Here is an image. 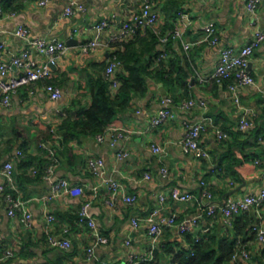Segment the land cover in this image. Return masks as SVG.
<instances>
[{"label":"crops","instance_id":"obj_1","mask_svg":"<svg viewBox=\"0 0 264 264\" xmlns=\"http://www.w3.org/2000/svg\"><path fill=\"white\" fill-rule=\"evenodd\" d=\"M68 1L45 0L44 4H39V0L1 1L0 61H8L27 46V39L36 37L64 40L68 48L51 66L49 77L19 87L11 95V104L0 106V167L6 161L12 162L15 184V189H10L0 177L3 187L0 188V255L5 249L13 252L12 256L0 260V264H124L129 257H148L146 264H170V250L187 249L188 235L192 240L211 235L216 240L235 238L233 224L230 226L219 212L208 215L206 207L210 201L223 204L229 198L255 193L264 184V169L254 162L264 161V41L254 48L247 66L254 83L238 89L241 102L254 110L250 128L245 131L237 128L239 111L228 87L234 78L217 82L210 74L223 47L249 43L254 31L262 26L264 0L255 14L246 10V0H157L156 26L169 31L176 24L177 12L186 11L192 22L185 28L182 39L194 43L184 48L181 39H169L164 61L156 62L155 55L148 60L149 54L144 55V62L139 64L143 66L146 88L141 93H130L124 98L116 93L119 84L111 88L107 81L109 92L113 96L118 94L120 102L110 125L128 130L127 137L119 139L114 138L113 131L105 133L102 139L90 133L66 138L57 127L67 111L73 116L90 103L94 80L103 78L102 73L114 52L125 50L130 41H118L111 46L100 44L84 54L80 44L94 36L91 25L103 19L111 24L99 35V40L104 42L139 9L141 1L83 0L82 10L66 15L64 8ZM11 12L13 15H9ZM206 20H212L217 28L215 44L201 40V25ZM17 26L27 29L26 38L15 34ZM149 30L152 29L140 30L132 39L134 49L145 47ZM159 47L157 42L154 54ZM31 56L37 62L46 60L34 49ZM126 72L120 63L114 75L118 79ZM13 73L19 70L13 68ZM48 82L60 88L59 98L49 97L44 88ZM166 97L172 99L169 107L173 117L152 126L150 117L163 107ZM187 98L204 100L206 108L181 109L179 102ZM203 114L211 116L229 133V138L220 140L207 128L201 133L199 143L209 156L197 157L191 151H184L180 140L186 124ZM43 141L55 148L52 177H63L80 185L81 194L50 196L51 183L40 176L49 160L46 150L40 146ZM152 143L163 146L164 153L153 152ZM120 153L125 155L119 157ZM95 158L102 160L101 175L94 174L88 166V160ZM33 169L37 172L33 173ZM104 180L119 182L135 200L127 203L119 194L113 197ZM174 187L194 197L187 201L175 200L170 196ZM205 190L211 192L212 200L205 198ZM7 192L24 201L23 207H17L14 214L8 213ZM84 204H88V214L100 233L107 237L106 243L94 244L87 225L78 220ZM158 205L160 214L174 216L176 223L165 226L152 247L147 224L133 226L131 219L146 216ZM24 209L31 214L28 226L22 220ZM258 211L250 208L233 219L245 214L253 218V223L257 220L264 223V203ZM47 214L53 216L48 232L56 238H66L69 246L49 244ZM192 217L197 218V224L181 233L177 223ZM239 235L245 240L248 257H239L235 262L230 259L224 264H264V242L256 240L249 227ZM88 248H92L91 253Z\"/></svg>","mask_w":264,"mask_h":264},{"label":"built area","instance_id":"obj_2","mask_svg":"<svg viewBox=\"0 0 264 264\" xmlns=\"http://www.w3.org/2000/svg\"><path fill=\"white\" fill-rule=\"evenodd\" d=\"M0 0V17L2 16V4ZM140 7L138 10L134 11L130 18L124 20L117 28L116 31L111 32L104 40L101 42L99 40V35L109 29L111 24L107 20H99L91 25L90 29L93 31L94 36L88 41L80 44V51L84 54L89 53L91 50L100 46V44L105 46H111L116 41H125L134 37L140 30L145 28H151L158 39L159 49L155 54V61L159 62L165 60L168 55V50L166 48V43L169 39H181L183 47L189 48L194 42L183 40V34L185 28L191 24L192 19L189 13L183 10L177 12L176 24L169 31H162L156 26L158 19V11L156 8L157 0H140ZM262 0H246L245 8L251 13L255 14L258 6L261 4ZM45 0H39V4H44ZM84 8L83 0H69L64 8V14L69 15L76 10H82ZM13 15V13H9ZM202 38L209 44H215L218 42L217 28L212 20H206L202 25ZM15 34L26 38L27 29L23 26H17ZM264 41V19L262 26L255 30L249 43L240 46H225L221 49L218 62L216 63L210 77L217 82L223 80H228L234 78L232 83H229L230 97L233 100L236 108L239 111V120L237 123V128L240 131H245L250 128L253 124L254 110L246 104H243L240 100L238 89L247 84H253L254 79L247 70L249 61L253 54L254 48H256L261 42ZM3 44L0 43V49ZM68 46L64 40L57 38H41L36 37L32 39H27V46L24 47L17 55L12 56L8 61H0V106L8 107L11 104V95L21 86L33 85L38 81L44 80L51 74V66L56 63V61L66 52ZM36 50L39 54L46 57L43 62H37L31 56V50ZM120 60H118L114 55L109 60L103 71V78L109 82L111 88H116L119 84L118 79L115 77L114 72L116 67L120 65ZM13 68L19 70V73H13ZM45 91L48 93L51 99H57L61 96V90L58 86L53 83H46ZM163 107H161L154 115L150 117V124L156 126L167 119L173 117V112L169 107L172 104V99L166 97L163 99ZM264 105V97L262 101ZM178 106L183 110H189L194 106H198L202 109L206 108L205 102L202 99L187 98L179 102ZM59 113H62L59 111ZM211 128L215 136L222 140L228 139L229 133L221 129L207 114H203L197 119L186 124V130L183 138L180 140V145L182 149L186 152L191 151L197 157H208L209 153L204 150L200 143L199 138L202 132ZM115 132L113 135L115 139L127 137V129L115 126H107L103 132L97 134L98 139H102L105 133ZM40 146L46 150L47 156L49 158L48 162L43 168L40 174L41 178L49 180L51 183L50 196L56 197L61 194L69 195H79L82 193L83 188L78 184H73L66 178L60 177L54 179L53 173L56 165L55 148L46 142H41ZM151 149L153 152L160 154L164 153L165 148L160 144L152 143ZM19 153V151H18ZM123 153L119 154L122 157ZM255 164L262 165L264 169V161L258 159L254 160ZM88 166L90 170L96 174L101 175L102 160L99 158L89 159ZM33 173L37 170L33 169ZM162 172H166L162 168ZM0 177L4 178L6 185L10 189H15L14 184V174H13V164L11 161H6L0 167ZM145 178H149L148 173H144ZM104 185L111 192L112 196L115 197L119 194L122 199L127 203H132L135 200V196L126 193L121 184L113 180H104ZM203 183V181H201ZM1 190L3 189L0 186ZM203 195L207 200H212V194L209 190H205ZM170 196L178 201H187L194 197L190 192H182L178 188H172ZM6 202L8 205V213L14 214L17 207H23L24 201L21 200L16 195L11 192L6 193ZM163 200V196H160V201ZM264 203V184L255 193L243 194L239 197L229 198L223 204H217L210 201L206 207V212L208 215H213L216 212L222 214L231 226L232 217L241 212L247 211L250 208H254L257 213ZM88 204L82 205L78 220L87 225L90 235L93 237L94 244H104L107 242V237L102 235L96 226L93 218H91L87 211ZM160 205L155 206L148 212L144 217H133L131 219V224L133 226L139 225L144 222L148 226V233L152 240V247H154L158 237L161 235L163 228L167 225L175 224L174 216H162L160 214ZM31 214L24 209L22 212V220L25 225L30 224ZM47 219V240L51 246L67 247L69 246V241L66 238L60 239L56 238L53 234L48 232V223L53 219L50 214L46 215ZM197 224V218L192 217L184 221L177 223L178 230L181 233H185ZM251 232H254L256 240L259 242H264V223L261 220L251 224ZM92 248H88V252L91 253ZM13 255L12 250L5 249L4 253L0 255V260L8 258ZM249 252L246 248L245 243L242 242V238H236L235 250L231 255V260L233 262L237 261L239 257H248ZM148 260V257H129L128 261L124 264H141Z\"/></svg>","mask_w":264,"mask_h":264},{"label":"trees","instance_id":"obj_3","mask_svg":"<svg viewBox=\"0 0 264 264\" xmlns=\"http://www.w3.org/2000/svg\"><path fill=\"white\" fill-rule=\"evenodd\" d=\"M149 31L150 38L145 40V47L134 49L132 39L139 35L138 32L134 37L128 39L130 41L125 46V50H116L113 54L127 71L126 74L119 75V86L116 91L119 95L122 94L124 98L128 97L130 93H141L146 88L143 66L139 63L144 62L147 54H149L148 60L156 54H154V50L158 42L153 30ZM90 90V103L79 109L73 116L67 111L66 117L58 125L57 131L63 133L64 137H75L87 133L99 134L112 123L119 110L120 102L117 100L119 95H111L108 90V82L102 77L94 80ZM234 216L232 217V229L237 235L235 238L225 237L216 240V237L211 235L208 237L197 236L192 240L188 235L189 247L187 249H181L177 252L170 250L172 252L170 264H224L229 261L235 250L236 238L241 237L239 234H243L246 228L251 229L253 223L251 216L243 214L233 219ZM252 234L255 236L254 232ZM242 242L245 243V240L242 239ZM214 244L217 245L214 247ZM141 264H146V262Z\"/></svg>","mask_w":264,"mask_h":264},{"label":"water","instance_id":"obj_4","mask_svg":"<svg viewBox=\"0 0 264 264\" xmlns=\"http://www.w3.org/2000/svg\"><path fill=\"white\" fill-rule=\"evenodd\" d=\"M68 42H69V40H68ZM249 65V64H248Z\"/></svg>","mask_w":264,"mask_h":264}]
</instances>
